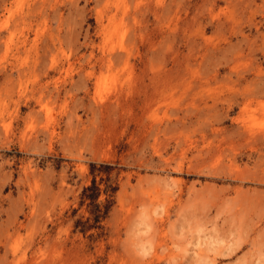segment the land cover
Returning a JSON list of instances; mask_svg holds the SVG:
<instances>
[{
  "label": "rangeland",
  "instance_id": "374dc122",
  "mask_svg": "<svg viewBox=\"0 0 264 264\" xmlns=\"http://www.w3.org/2000/svg\"><path fill=\"white\" fill-rule=\"evenodd\" d=\"M0 264H264V0H0Z\"/></svg>",
  "mask_w": 264,
  "mask_h": 264
},
{
  "label": "trees",
  "instance_id": "16d2710c",
  "mask_svg": "<svg viewBox=\"0 0 264 264\" xmlns=\"http://www.w3.org/2000/svg\"><path fill=\"white\" fill-rule=\"evenodd\" d=\"M93 187L94 186H92L91 188H88L87 190H84V192L91 190ZM94 190H97V189H94Z\"/></svg>",
  "mask_w": 264,
  "mask_h": 264
}]
</instances>
